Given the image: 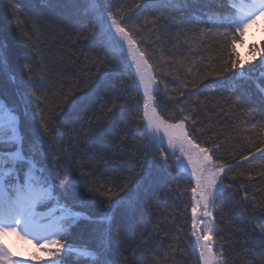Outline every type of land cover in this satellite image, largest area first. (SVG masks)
Wrapping results in <instances>:
<instances>
[{"label": "snow or ice", "instance_id": "1", "mask_svg": "<svg viewBox=\"0 0 264 264\" xmlns=\"http://www.w3.org/2000/svg\"><path fill=\"white\" fill-rule=\"evenodd\" d=\"M50 3L41 0V7ZM72 3L75 19L61 20L60 25L77 40L95 38L99 51L92 62L113 68L117 84L100 100L91 76L64 67L62 61L51 64L52 50L41 43L46 24L21 33L27 78L11 68L7 41L0 39V232H15L36 246L28 257L14 256L0 246V264H167V258L156 256L141 261H130L123 253L119 260L112 257L116 214L131 218L143 209L142 216H151L159 204L157 188L161 195L187 199L184 215L186 221L190 209L189 245L194 242L198 250L197 264H236L224 247L230 237L219 231L226 221L217 219L216 208L223 204L226 210L244 211L251 201L253 213L264 214V183H254L253 170L245 168V162L264 160V113L242 137L212 135L213 128L201 120L207 104L231 111L240 106V97L201 101L189 89L227 76L220 80L223 86L264 104V47L243 61L233 47L243 29L264 16V0H159L163 8L158 15H142L156 8L157 0ZM9 5L20 11L18 0H9ZM192 5L196 7L190 12ZM199 24L210 25L215 38L208 40L203 29L197 31ZM172 45L186 51L177 58ZM5 83L10 94L5 93ZM129 93H134L131 102ZM100 112L112 123L120 119L122 126L135 121L141 148L131 155L125 172L76 175L72 162L78 161L79 153H73L77 145H91L84 129L91 132ZM124 113L130 119H124ZM64 134L69 148L58 149L53 139ZM257 174L264 182V166ZM169 185L175 187L164 193ZM250 189L261 193L259 201ZM238 190L244 192L240 201ZM98 204L103 212L94 210ZM258 227L264 233V223ZM159 239V234L145 231L138 247L145 253L154 251L150 242Z\"/></svg>", "mask_w": 264, "mask_h": 264}, {"label": "trees", "instance_id": "2", "mask_svg": "<svg viewBox=\"0 0 264 264\" xmlns=\"http://www.w3.org/2000/svg\"><path fill=\"white\" fill-rule=\"evenodd\" d=\"M18 7L20 11L16 12L10 7L9 0H0V39L7 41V60L15 72L27 78L28 72L24 67L25 46L19 43L21 33L27 30L36 31L41 29L42 24H46L47 27L42 29L41 43L45 48L52 50L49 58L51 64L57 66L62 61L64 67L85 77L91 76L94 81H97L96 97L100 100L103 99V94L112 85L117 84L118 74L113 68L108 64L100 65L92 62V57L99 51V45L95 38L89 36L88 39L81 37L77 40L75 36L67 35L60 25L59 21L61 20L75 19L72 0H51L47 8L41 7V0H18ZM195 7L196 5L190 6L189 11L191 12ZM162 8L163 5L157 0V7L145 9L142 15H158ZM48 17L52 19L48 20ZM36 18L40 19L39 24L36 23ZM53 21L56 22L53 23ZM188 27L191 28L193 25H188ZM196 27L197 31L203 29L207 33L208 40L215 38L216 33L211 31L210 25L199 24ZM257 28L258 26L254 27L256 31H252L250 36L255 37L259 33L261 38H264V24L261 30ZM37 34L39 35L40 32L38 31ZM62 35L63 39H61ZM253 42L258 43L259 41L254 39ZM170 48L177 58H179L181 51H186V49H180L174 45ZM245 58L250 59V56L246 54ZM74 64L76 65L75 68H73ZM88 69L91 71H87ZM165 79L171 80V77H165ZM227 79V76L218 79L210 78L196 89L189 90L195 92L201 101H205V98L212 101L228 98L236 100L240 97V106L234 107L231 111H221L212 103H208L207 111L201 113V120L204 124L213 128L212 135L221 133L239 138L242 137L246 129L253 126V121L260 119L261 114L264 113V104H261L260 100L253 96L242 97L240 91L233 93L230 88L220 83V80ZM205 85L208 87L205 88ZM4 88L5 93L10 94L11 89L7 83H5ZM119 90L123 91V87H120ZM132 95L134 93L128 94L130 102ZM172 95L175 93L173 92ZM180 99L183 100V97ZM104 111H107L106 107ZM98 118L99 123L93 124L91 132L88 131L87 127L84 129L91 137V145L83 149L77 145V152L73 153L74 156L79 153L78 161L72 162L73 171L76 175H79L80 172H92L93 170H95L97 177L125 172L126 164L131 155L136 154L137 149L141 148V140L135 121L122 126L120 119L112 123L104 117L103 112L99 113ZM124 119H130L127 113H124ZM209 120L213 123L208 124ZM76 127L79 129V125ZM83 143L87 144L88 142L84 141ZM53 144L58 149L69 148V136L64 134L61 139L54 138ZM80 165L84 167H80ZM261 166H264V160L259 158L251 164L245 162V168L253 170L251 174L255 177L254 183L257 185L264 183L260 181V176L257 174ZM122 179L123 177H121ZM236 183L239 184L240 181L237 180ZM171 187H175V185L165 187L164 193H168ZM156 191L159 204L152 210L151 216H142L143 209H138L131 218L125 213L118 212L116 214L111 230L113 259L119 260L120 254L123 253L130 257V261H141L147 257L156 256L158 259L167 258V264H197L198 250L195 249L194 242L192 246L189 245V241L193 240L189 234L191 229L190 209L186 214V221L184 215V204L187 203V199L177 200L173 195H161L159 188ZM249 191L259 201L261 193L252 189ZM243 195V190H238L236 200L240 201ZM248 203L250 206L244 211L240 207H237L235 211L226 210L223 204L216 208L217 219L220 220L223 217L226 221V227L221 224L219 231L230 237V242L225 243L224 247L228 250L230 259L234 260L236 264H260V259L264 256V233L260 232L258 227L264 223V214L258 210L253 213L251 201ZM94 210L98 213L103 212V205L98 204ZM173 216L176 217L175 220ZM181 229L183 230L181 231ZM145 231L149 235L159 234L160 236L159 240L150 242L154 245V251L147 253L138 247L142 245L140 236ZM245 241L247 247H241ZM170 244L173 247L170 248ZM27 249L26 253L30 256L31 251L29 248Z\"/></svg>", "mask_w": 264, "mask_h": 264}, {"label": "clouds", "instance_id": "3", "mask_svg": "<svg viewBox=\"0 0 264 264\" xmlns=\"http://www.w3.org/2000/svg\"><path fill=\"white\" fill-rule=\"evenodd\" d=\"M264 20V16L256 18L255 21L250 22L247 25L242 33L239 34L238 39L234 43V54L238 56L242 61L247 60L245 58L246 54L248 56L255 55L257 49L264 47V38H261V35L257 33L255 37L249 35L250 29L255 32L253 28L254 25H257L258 21ZM258 40V43L253 42V40ZM246 46V47H245ZM0 246L6 247L14 256L19 254L21 257H28L29 255L25 252L21 255V246H27L31 251V254L35 252L36 246L30 240L22 239L15 232H0ZM43 254L41 253V256Z\"/></svg>", "mask_w": 264, "mask_h": 264}]
</instances>
